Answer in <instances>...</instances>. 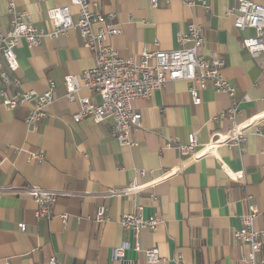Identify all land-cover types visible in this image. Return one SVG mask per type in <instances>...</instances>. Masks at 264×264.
Instances as JSON below:
<instances>
[{
    "label": "crops",
    "instance_id": "crops-1",
    "mask_svg": "<svg viewBox=\"0 0 264 264\" xmlns=\"http://www.w3.org/2000/svg\"><path fill=\"white\" fill-rule=\"evenodd\" d=\"M19 9L32 15L36 28L52 31L51 9L70 6L69 0H14ZM105 14L115 15L121 34L111 44L119 56L140 61L144 49L177 50L178 36L190 24L202 27L208 57L225 58L224 78L236 89L243 123L264 112V75L241 40L254 36L252 30L238 31L225 12L239 0H167L153 7L150 0H91ZM264 6V0H247ZM10 0H0V34L8 31L12 17ZM210 5L209 12L204 5ZM73 20L78 9L71 7ZM17 78L22 91L44 93L54 82V103L48 117L32 131L26 124L30 106L9 111L0 96V264H47L56 257L63 264H120L114 249L123 243L130 248L126 260L148 264L145 251L158 248V264H245L248 246L235 241L242 228V217L249 206L260 216L256 228L264 231V123L261 135L252 129L242 149L223 146L200 160L182 157L169 141L188 145L195 133L197 150L208 145L216 132H227L233 123L221 117L231 106L227 95L212 87L200 92L202 103L195 106L187 82H169L147 100H137L133 109L143 117L142 127L132 135L133 147L121 146L111 137L112 121L95 124L73 121L77 103L66 98L64 79L81 75L93 66V55L84 47L78 32L58 39H43L35 48L22 43L16 50ZM1 89V86H0ZM82 97L94 103L100 99L86 91ZM42 151L45 162L30 163L29 153ZM152 170L155 177L176 173L167 181L148 186L137 196H109L111 190L131 182L145 185L149 177L138 171ZM243 172L245 184L234 182L231 173ZM38 186L64 193L51 221L36 218V204L25 187ZM8 189L9 191H6ZM108 207L109 221L90 220L98 209ZM143 208L146 218L163 220L156 233L139 234L141 252L135 251L132 232L122 229L125 214ZM67 215V223L61 216ZM81 219V220H80ZM25 224L22 232L19 225Z\"/></svg>",
    "mask_w": 264,
    "mask_h": 264
},
{
    "label": "built area",
    "instance_id": "built-area-1",
    "mask_svg": "<svg viewBox=\"0 0 264 264\" xmlns=\"http://www.w3.org/2000/svg\"><path fill=\"white\" fill-rule=\"evenodd\" d=\"M69 1L70 6L54 8L48 12V19L53 25L51 32L36 28L32 15L19 9L14 0H10L8 4V14L12 21L8 31L0 34V96L2 106L9 111L25 105L30 106L26 124L32 131H38L40 123L48 117V109L54 103L56 85L51 82L49 89L41 94L36 91H22L21 82L17 78L19 62L16 50L22 43L32 49L38 47L43 39H58L71 32H78L84 47L93 55V66L81 75H68L64 79L66 100L79 105V110L72 117L76 124L87 119L95 124L111 120V137L121 146L133 147L135 144L132 135L142 127L143 120L142 115L133 109V103L149 99L155 91L162 90L169 82L182 81L190 84L189 93L195 106L202 103L200 92L209 87L217 93L227 95L231 101L230 108L214 120L217 122L226 117L233 123V127L227 132L214 133L210 143L199 151L195 133L189 135L188 145H181L174 140L166 144L167 148L175 147L182 157L200 160L215 154L223 146L242 149L248 132L252 129L257 135H261L264 112L243 123L236 122L239 114L235 100L236 89L223 76L225 58L216 54L206 57L201 53L205 44L202 27L190 24L186 33L178 36L180 47L177 50L144 49L140 61L136 62L119 56L111 44V41L121 34V30L115 25L114 14H105L101 5L91 0ZM150 1L153 7H158L161 2L167 0ZM71 7L79 11L77 21L73 20ZM204 7L207 12L211 9L208 4ZM225 16L233 18L234 27L238 31L249 29L254 32V36L242 39L241 45L264 75V6L239 0L237 7L226 10ZM84 91L96 95L100 102L97 104L90 98L82 97ZM28 160L30 163L42 164L45 162V155L42 151H35L29 153ZM138 174L140 177L151 178V182L145 185L131 182L123 189L109 191L108 195L137 196L148 186L163 183L176 173H165L158 178L152 170H141ZM231 174L230 178L234 182L245 184L243 172ZM21 192L36 204V218L47 221L55 217L54 207L58 199L65 195L33 185L25 187ZM107 213L108 207L103 205L90 220L99 224L106 223L109 221ZM260 215L255 206H249L247 213L242 217V228L234 233L235 241L248 246V252L243 257L245 264H264V231L256 228V220ZM60 218L66 224L69 217L63 215ZM162 223L163 220L157 216L146 218L141 206L137 207L135 213L123 215L119 221L124 231L134 234L137 252H141L139 234L145 230L156 233ZM19 228L22 232L26 231L25 224L19 225ZM129 248L128 243H123L114 249V261L133 264L126 260ZM144 253L148 264H158L162 261L158 248L149 249ZM181 263L182 257L179 258V264ZM47 264L63 263L56 257H51Z\"/></svg>",
    "mask_w": 264,
    "mask_h": 264
}]
</instances>
